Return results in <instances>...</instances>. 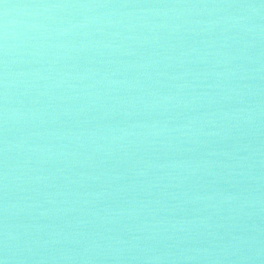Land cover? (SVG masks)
<instances>
[{
  "label": "water",
  "instance_id": "obj_1",
  "mask_svg": "<svg viewBox=\"0 0 264 264\" xmlns=\"http://www.w3.org/2000/svg\"><path fill=\"white\" fill-rule=\"evenodd\" d=\"M5 255L264 264V0H0Z\"/></svg>",
  "mask_w": 264,
  "mask_h": 264
},
{
  "label": "clouds",
  "instance_id": "obj_2",
  "mask_svg": "<svg viewBox=\"0 0 264 264\" xmlns=\"http://www.w3.org/2000/svg\"><path fill=\"white\" fill-rule=\"evenodd\" d=\"M5 178H6V174H5ZM5 187H7V185H5ZM7 207H8L7 204H5V212H7ZM4 236H5V251H7V236H8L7 230H5ZM7 261H8L7 255L0 257V264H7Z\"/></svg>",
  "mask_w": 264,
  "mask_h": 264
}]
</instances>
